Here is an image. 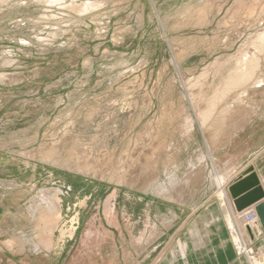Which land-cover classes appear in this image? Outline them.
<instances>
[{"label": "rangeland", "instance_id": "1", "mask_svg": "<svg viewBox=\"0 0 264 264\" xmlns=\"http://www.w3.org/2000/svg\"><path fill=\"white\" fill-rule=\"evenodd\" d=\"M0 1V264H160L264 155V0Z\"/></svg>", "mask_w": 264, "mask_h": 264}, {"label": "crops", "instance_id": "2", "mask_svg": "<svg viewBox=\"0 0 264 264\" xmlns=\"http://www.w3.org/2000/svg\"><path fill=\"white\" fill-rule=\"evenodd\" d=\"M263 160L264 155L255 163L253 161L252 163H239L240 161L238 160V163H219L218 173L224 176L226 188L246 175L255 174L264 192ZM200 164L207 166L206 163ZM223 198L224 209H221L215 203L207 205L201 216L186 226L184 231L174 241L172 247L168 251H164L157 262H160V264H248L244 257L236 254L234 245L229 239L230 232L227 230L224 214L227 211L231 215V209L228 199ZM242 230L239 232H243ZM252 230H254L255 235L258 234V237L252 239L253 235L251 232L247 234V237L250 240L252 249L256 252L255 254L259 255L255 256L264 263V229L257 223ZM233 231L232 235L233 237L235 236V245L241 253H244L237 241L239 234L235 233L236 228ZM244 237H246L245 234Z\"/></svg>", "mask_w": 264, "mask_h": 264}, {"label": "bare ground", "instance_id": "3", "mask_svg": "<svg viewBox=\"0 0 264 264\" xmlns=\"http://www.w3.org/2000/svg\"><path fill=\"white\" fill-rule=\"evenodd\" d=\"M8 1V0H7ZM109 0H107L106 1V4H107V2H108ZM1 2V1H0ZM105 3V1L104 0H94L93 2H92V4H90V6H98V5H101V4H104ZM48 4V3H47ZM51 4V3H50ZM102 7V6H101ZM100 7V8H101ZM89 8V7H88ZM263 15H264V13H263ZM264 17V16H263ZM264 19V18H263ZM259 32V31H258ZM261 33H262V35H261ZM259 32V34L261 35V36H259L261 39L263 38V40H264V34H263V32ZM257 35H258V33H256ZM256 37V36H255ZM254 37V38H255ZM249 39V38H248ZM254 40V39H253ZM255 40H257V39H255ZM258 40H259V38H258ZM247 42V41H246ZM251 42V41H250ZM248 43V42H247ZM257 43H260V42H257ZM261 44V43H260ZM246 45H250L249 43L248 44H246ZM261 45H263V44H261ZM261 45H259V46H261ZM244 46V45H243ZM256 46V45H255ZM254 46V47H255ZM259 46L257 47V48H259ZM251 47V46H250ZM249 47V48H250ZM253 47V46H252ZM251 47V48H252ZM253 47V48H254ZM262 47V46H261ZM259 48V49H263V48ZM254 49H256V47L254 48ZM251 50V49H250ZM253 51V50H252ZM251 55V54H250ZM254 55V54H253ZM257 55V54H256ZM262 56V55H261ZM257 57H259V56H257ZM247 58H248V61H249V63L250 64H248V63H246L247 62ZM254 58H256V57H249V54L248 55H245V57H244V59H243V64H239L238 65V69L236 70H234V71H236V73L233 75V76H231L230 77V79H228V81L226 82V84L224 85V90H223V93H225V92H227L228 90H230L231 88L232 89H234V88H236L237 86H242V85H245V84H249L251 81H252V79H253V75H254V71H255V69H256V60L254 59ZM241 61H242V59H240ZM230 61H232L233 62V60H231L230 59ZM236 63V62H235ZM227 64V63H226ZM228 70V69H227ZM232 73V72H231ZM232 75V74H231ZM258 78V77H257ZM261 78H262V76H261ZM195 79V78H194ZM255 80H256V78H254ZM253 79V80H254ZM4 80V79H3ZM224 80V79H223ZM258 80V79H257ZM264 80V79H263ZM261 81V80H260ZM261 82H263V81H261ZM183 83V82H182ZM258 83V82H257ZM202 84V83H201ZM200 84V85H201ZM260 84V83H259ZM262 85V84H261ZM192 87H197V86H193L192 85ZM199 87V86H198ZM260 87V86H259ZM217 88H218V86H217ZM247 89V88H246ZM251 93V92H250ZM216 96V95H215ZM244 96V95H243ZM252 97V96H251ZM213 99H215L214 97H213ZM213 99L212 100H209V101H212L213 102ZM239 99V98H238ZM240 99H241V96H240ZM216 100V99H215ZM243 100V99H242ZM241 101V100H240ZM239 102V101H238ZM206 103H207V101H206ZM216 104H218V103H216ZM210 105V104H209ZM243 106V105H242ZM213 107V106H212ZM211 107V108H212ZM194 108V107H193ZM216 108V107H215ZM215 108H212V110H214ZM239 108V107H238ZM224 110V109H223ZM226 110V109H225ZM205 111V110H204ZM204 111H197L198 112V115L200 116V118L202 119V121H205L206 119H207V116H206V114H208L207 113V110L204 112ZM219 111V110H218ZM213 113H214V111H212ZM211 112V113H212ZM227 113H229V112H227ZM220 114H221V112H220ZM217 116H219V115H217ZM228 116V115H227ZM231 116V115H230ZM229 117V116H228ZM239 118V117H238ZM211 119V118H210ZM223 119H225V118H223ZM229 119V118H228ZM227 119V120H228ZM198 120V119H197ZM237 120V119H236ZM224 121V120H223ZM233 121V120H232ZM235 121V120H234ZM234 121H233V123H234ZM238 121V120H237ZM225 123H227L226 122V120H225ZM224 123V124H225ZM233 123H231V124H233ZM223 124V123H222ZM222 124H221V126H222ZM223 124V125H224ZM202 125V124H201ZM224 126H226V125H224ZM228 126H230V125H228ZM233 126V125H232ZM224 128V127H223ZM227 128V127H226ZM225 128V129H226ZM219 129H221L222 130V127L220 128L219 127ZM225 129H223V130H225ZM228 131V130H227ZM216 132H218V131H216ZM225 132H226V130H225ZM224 132V133H225ZM223 132L221 131V133L220 134H222ZM218 134V133H217ZM216 172V171H215ZM213 173V172H212ZM132 174V173H131ZM130 174V175H131ZM90 175H92L91 173H90ZM129 175V176H130ZM132 176V175H131ZM202 176V175H201ZM212 179H213V181H214V183L217 185V188H218V190L222 193V195L225 197V199H228L227 201H228V204H229V207H230V209H231V213L232 214H235L234 212H236V210H235V208H234V205H233V202L230 200V198H229V196H228V193L227 192H225V190H226V182H225V178H224V176L223 175H221V174H219L218 172H216L215 174H214V176L213 177H211ZM195 179V178H194ZM191 184V183H190ZM184 186V185H183ZM141 187H142V185H141ZM181 187V186H180ZM143 188V187H142ZM176 188V187H175ZM182 188V187H181ZM144 189V188H143ZM148 189H146L145 191H147ZM161 190V189H160ZM179 191H180V189H179ZM158 192V191H157ZM165 192H163V194H164ZM174 193V192H173ZM176 193V192H175ZM178 193H180V192H178ZM225 193H227V195L225 194ZM7 194V193H6ZM182 194V193H181ZM162 196V195H161ZM166 195H164V197H165ZM168 196V195H167ZM166 196V197H167ZM226 196H227V198H226ZM43 197V196H42ZM41 197V199H43ZM170 198H171V196H169ZM181 197V196H180ZM44 198H46L45 200H47L48 201V205H47V208H46V211H44V213H43V215H44V219L41 221V222H46V228H48V229H53V227H54V225H55V223H56V221H57V215H56V213H55V211H56V209H57V204H56V201L53 199V198H47V197H45L44 196ZM169 198V199H170ZM182 198V197H181ZM185 198V197H184ZM168 199V198H167ZM183 199V198H182ZM44 200V199H43ZM166 200V199H165ZM47 201H46V203H47ZM178 201V200H177ZM230 201V202H229ZM38 202H40V200H38ZM42 203V202H41ZM36 204V203H35ZM179 205V204H178ZM255 205H252V206H250V207H248V208H246V210L244 209V212L245 211H248V210H250V211H252V212H254L256 215H257V213H256V210H255ZM27 208V207H26ZM30 212V211H29ZM32 212V211H31ZM30 215V214H29ZM28 215V216H29ZM43 215H42V217H43ZM31 216H32V214H31ZM40 219H42V218H40ZM257 219H258V216H257ZM258 221V223L260 224V222H259V219L257 220ZM31 222V221H30ZM44 222V223H45ZM235 222H237L236 223V225H237V227H238V223H239V220H236ZM241 225V224H240ZM261 225V224H260ZM241 227H242V225H241ZM251 227L252 226H247V227H242L243 228V232H244V234H245V236L249 233V232H251ZM253 228V227H252ZM240 229V228H239ZM43 230V229H42ZM241 230V229H240ZM240 230H238V231H240ZM258 231V230H257ZM23 232V231H22ZM47 232H49V231H47ZM51 232V231H50ZM49 232V233H50ZM53 232V231H52ZM243 232H239L238 234H239V237H237L238 239H237V241H238V243H239V245L241 246V248L243 249V252H244V254H246L247 255V257L249 258V259H251L250 260V264H264L263 262H261L260 260H259V258L258 257H256V256H251V258H250V254H249V251L247 250L248 248L246 247V240H245V237H244V234H243ZM19 238V237H18ZM48 239H50L49 237H48ZM40 242H42V241H40ZM4 244V243H3ZM48 244V243H47ZM46 244V245H47ZM46 245H45V247H46ZM49 245V244H48ZM4 246H6V245H4ZM24 247V246H23ZM11 248V247H10ZM10 248H9V250H10ZM52 248V247H51ZM19 249H20V247H19ZM12 250V249H11ZM18 250V249H17ZM43 251V250H42Z\"/></svg>", "mask_w": 264, "mask_h": 264}, {"label": "water", "instance_id": "4", "mask_svg": "<svg viewBox=\"0 0 264 264\" xmlns=\"http://www.w3.org/2000/svg\"><path fill=\"white\" fill-rule=\"evenodd\" d=\"M227 193L236 211L255 205L259 222L264 229V192L255 174L246 175L227 187Z\"/></svg>", "mask_w": 264, "mask_h": 264}, {"label": "built area", "instance_id": "5", "mask_svg": "<svg viewBox=\"0 0 264 264\" xmlns=\"http://www.w3.org/2000/svg\"><path fill=\"white\" fill-rule=\"evenodd\" d=\"M234 213L235 214L231 213V215H230L231 220L233 222L236 221V220H239V223L241 225L243 224L244 227H247V226L254 227V225L258 223L257 215L254 212L250 211V210L245 211V212H244V210H242L241 212L236 211ZM236 223L237 222H234V226L236 228V232L239 233ZM252 227H251V229H252ZM250 254H252V252Z\"/></svg>", "mask_w": 264, "mask_h": 264}]
</instances>
